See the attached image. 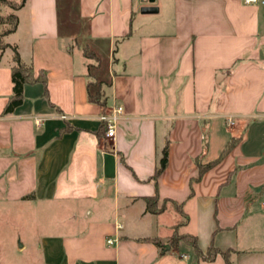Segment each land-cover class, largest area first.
Returning <instances> with one entry per match:
<instances>
[{"label": "crops", "instance_id": "crops-1", "mask_svg": "<svg viewBox=\"0 0 264 264\" xmlns=\"http://www.w3.org/2000/svg\"><path fill=\"white\" fill-rule=\"evenodd\" d=\"M0 14L19 20L4 44L47 73L4 115L14 51H0V226L19 234L24 215L34 234L0 242V264H227L174 235L264 264V7L25 0ZM118 106L111 141L100 118Z\"/></svg>", "mask_w": 264, "mask_h": 264}, {"label": "trees", "instance_id": "trees-1", "mask_svg": "<svg viewBox=\"0 0 264 264\" xmlns=\"http://www.w3.org/2000/svg\"><path fill=\"white\" fill-rule=\"evenodd\" d=\"M24 2L25 0H22L20 3H15L9 0H0V9L1 7L5 6V7H10L14 10H19L24 5ZM18 23H19V20L17 16L13 14L9 16H2L0 14V26H1L0 28V51H4L7 48H12L14 51V57H13L14 66L12 68L13 95L10 98L4 110V115L13 113L16 108L20 107L23 104L24 87L26 84L40 82L44 84L45 87L47 84V73L45 71H39L38 77H35L34 69L30 66H27L26 64L22 62L16 47H10L9 45L4 44L3 42V39L6 36L13 34L17 30ZM90 99L93 100V98H90ZM238 140L239 139H237L236 137H233L231 143L229 144V146L227 147L226 151L224 152L221 158H223V156H225L233 148V146L238 142ZM221 158L212 164L202 167L201 169L202 173L206 169L214 166L217 162L221 160ZM167 166H168V148H165L162 159L160 161V165L156 171L154 178L157 179L164 172ZM28 198L32 199L33 196H30ZM147 203H148V210L151 213L158 214L161 212V210L157 209L156 199H153V198L147 199ZM173 240L176 242L179 240H184L185 242L189 243L191 246L194 247L197 255L200 256L201 258H204V260L212 261L216 258L218 254H222V256L226 259L227 264H231L228 253H220V251L214 248L210 249L207 255H204L195 237H192L189 235L187 236L174 235Z\"/></svg>", "mask_w": 264, "mask_h": 264}, {"label": "built area", "instance_id": "built-area-1", "mask_svg": "<svg viewBox=\"0 0 264 264\" xmlns=\"http://www.w3.org/2000/svg\"><path fill=\"white\" fill-rule=\"evenodd\" d=\"M245 6L250 7H264V0H240ZM124 109L121 106L115 107L111 112L106 113L101 116L100 121L104 124H106V134L105 137L108 140L115 139L116 136V124L120 117L123 115ZM65 118V117H64ZM43 120H38V125L42 123ZM230 124H232V121H230ZM262 207H264V197L261 201ZM118 228H122V226H119ZM116 242L115 239L109 238L107 240L108 245H113Z\"/></svg>", "mask_w": 264, "mask_h": 264}, {"label": "rangeland", "instance_id": "rangeland-1", "mask_svg": "<svg viewBox=\"0 0 264 264\" xmlns=\"http://www.w3.org/2000/svg\"><path fill=\"white\" fill-rule=\"evenodd\" d=\"M29 227L30 226L27 224V217H25L24 215H22L20 219L19 234L12 230L13 229L12 226H8V225L2 226L1 225L0 226V242H4L7 244H17L18 246H20L23 243L28 244V246L31 245L34 242V234H32L29 231ZM29 253L31 252L28 247V252L25 253V257L22 256V259H21L22 262H27L29 260Z\"/></svg>", "mask_w": 264, "mask_h": 264}, {"label": "water", "instance_id": "water-1", "mask_svg": "<svg viewBox=\"0 0 264 264\" xmlns=\"http://www.w3.org/2000/svg\"><path fill=\"white\" fill-rule=\"evenodd\" d=\"M146 12H151L152 11V9H147V10H145Z\"/></svg>", "mask_w": 264, "mask_h": 264}]
</instances>
